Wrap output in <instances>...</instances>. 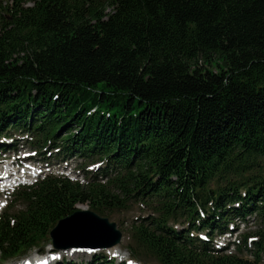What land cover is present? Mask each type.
<instances>
[{
    "label": "trees",
    "instance_id": "1",
    "mask_svg": "<svg viewBox=\"0 0 264 264\" xmlns=\"http://www.w3.org/2000/svg\"><path fill=\"white\" fill-rule=\"evenodd\" d=\"M14 134L97 168L19 185L0 213L2 262L54 245L78 203L104 213L136 199L154 215L131 226L132 260L264 264V0H12L1 153ZM251 221L252 247L214 244Z\"/></svg>",
    "mask_w": 264,
    "mask_h": 264
},
{
    "label": "rangeland",
    "instance_id": "2",
    "mask_svg": "<svg viewBox=\"0 0 264 264\" xmlns=\"http://www.w3.org/2000/svg\"><path fill=\"white\" fill-rule=\"evenodd\" d=\"M11 1L12 0H0V7L8 5V3L10 4ZM31 5H32L31 2L27 3V6H31ZM30 139L31 137L26 134H14V136L8 140V142L12 144V150L7 153L0 152V170L8 169L14 172V174L17 177L24 175L25 178H27L30 183H33L37 180L39 176L43 177L46 174H65L73 179L84 180V177L88 174V172L94 171L97 168V165L89 166L88 164L84 163L82 160L79 159H73V160H69L68 162L65 161L62 162V160H59L54 155L55 153H53V151L48 147L42 149L40 152H35L33 151V149H31L30 143L27 141ZM26 151L29 152L26 155H24ZM25 160H33V161L35 160L36 164L48 162L50 163L49 168L51 170L49 171V169H45L44 171L42 170L43 172L37 176H32V175L29 176L30 174L28 172L29 170L25 168V166L23 165ZM16 186L17 184H13L10 187V189L5 192H3L2 189L0 188V212H2L3 208L7 204H11V205L16 204V196L14 194L15 193L14 189H16ZM121 198L122 200H125L124 196H122ZM74 209L92 210V208H90L89 205L86 203H78L74 207ZM98 214L101 215L102 217L109 218L110 221L116 222L118 228L123 233L122 242L119 245L114 246L115 248L113 247L114 248L113 250L110 251L107 249H95V250L91 249V251H89L88 254L87 253L85 254L83 253L84 251H81L82 253L77 254V256H72L71 255V253H73L72 250L69 249L57 250L54 245L46 244L42 246V249L33 250L24 257L11 259L7 262H2L0 260V264H23L26 261L27 262L33 261V263L36 264L37 261H43V257H44L43 254H46L49 251H51L53 254L56 253L57 251V253L64 255V257L70 258V260L84 264L91 261L93 259L92 256L95 253L104 255L107 259H112L113 262L109 264H160L156 259H149L148 263H146L145 261L140 262V261L132 260V258L129 255V251L127 250V248L131 243L130 229L132 224H134L137 221H141L143 217L153 216L154 212H152L150 207L145 206L139 201H136V199H133V201L130 200L128 202V205L125 208H120L112 211L107 210L104 213H98ZM235 228H237L236 230L237 232L224 235L222 237H218L217 240L214 242V244L218 248L224 247L226 245H231V249L234 252L236 251L235 245L238 244L243 246V238L245 236L247 237L248 240L246 242L248 247H252L253 241L260 240V236H258L257 234L259 228L255 221H251L246 225L243 224L238 226L236 225ZM40 254H42V256ZM118 254L121 255V257H119ZM243 254L251 258L250 253L245 251L243 252Z\"/></svg>",
    "mask_w": 264,
    "mask_h": 264
},
{
    "label": "water",
    "instance_id": "3",
    "mask_svg": "<svg viewBox=\"0 0 264 264\" xmlns=\"http://www.w3.org/2000/svg\"><path fill=\"white\" fill-rule=\"evenodd\" d=\"M57 250L70 247L109 249L119 245L123 233L114 221L90 209H75L60 219L50 231Z\"/></svg>",
    "mask_w": 264,
    "mask_h": 264
},
{
    "label": "bare ground",
    "instance_id": "4",
    "mask_svg": "<svg viewBox=\"0 0 264 264\" xmlns=\"http://www.w3.org/2000/svg\"><path fill=\"white\" fill-rule=\"evenodd\" d=\"M120 247V246H118ZM115 248V247H114ZM114 248H110V249H107V250H113ZM66 250V249H64ZM69 250H72L73 253H71L72 256H77V254H80L82 253L81 251H84L83 253H87L89 251H91L90 248H82V247H70ZM42 256V254H40ZM44 256V260H47L49 264H51L52 261L56 260L58 258L57 254H53L51 251H49L48 253L46 254H43ZM60 257L62 256L61 254L59 255ZM119 257H121V255L118 254ZM27 262V261H26ZM24 262L23 264H34L33 261H28L27 263Z\"/></svg>",
    "mask_w": 264,
    "mask_h": 264
}]
</instances>
